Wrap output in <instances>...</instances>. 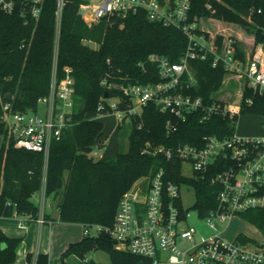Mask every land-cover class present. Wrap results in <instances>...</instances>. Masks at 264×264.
Wrapping results in <instances>:
<instances>
[{
	"label": "trees",
	"instance_id": "obj_1",
	"mask_svg": "<svg viewBox=\"0 0 264 264\" xmlns=\"http://www.w3.org/2000/svg\"><path fill=\"white\" fill-rule=\"evenodd\" d=\"M84 0H64L58 28L56 0H44L39 17H22L19 12H0V105L10 96L12 111L35 109L37 100L48 94L56 35L57 79L63 69H72V124L61 138L50 145L47 161L41 153L17 149L5 127L0 124V217L22 215L39 218V207L32 197L44 189V196L58 199L59 221L111 227L122 194L139 179L151 176L162 167L166 179L188 184L195 190L194 207L205 216L215 205V187L182 176L179 162H167L162 154L141 153L146 142L152 146L173 148L179 144L200 145L204 135L223 136L231 133V119L213 116L201 121L200 113L189 115L177 123L176 131L167 134L170 119L149 103L139 117H132L128 126L127 150H117L113 157L95 161L89 156L95 143L103 137V126L96 120L97 106L103 102L107 83L150 84L159 80L150 55L164 56L175 62L187 46L186 37L178 30L149 22L143 13L102 20L88 27L78 15ZM206 5L209 7L207 8ZM260 11V12H258ZM191 16L210 17L217 21L238 24L252 30L255 43L264 46V0H193ZM218 37V42H221ZM85 41L97 44L91 48ZM243 59V53L238 50ZM212 56L190 61L188 70L196 80L189 93L210 102L222 85L221 66L212 67ZM113 95L114 93L109 92ZM250 93L246 92L244 97ZM253 105L242 108L243 114L264 116V98H253ZM123 130L122 125L118 131ZM120 134V132H119ZM264 236V211L253 210L242 215ZM19 239L7 237L0 230V264H12ZM103 249L110 264H138L139 259L118 251L110 237L101 232L84 236L70 244L60 255L63 263L69 255L80 260L85 254ZM28 258H30L28 256ZM46 254L39 253L35 264H48ZM87 264H98L88 261Z\"/></svg>",
	"mask_w": 264,
	"mask_h": 264
},
{
	"label": "built area",
	"instance_id": "obj_2",
	"mask_svg": "<svg viewBox=\"0 0 264 264\" xmlns=\"http://www.w3.org/2000/svg\"><path fill=\"white\" fill-rule=\"evenodd\" d=\"M43 1L0 0V12H19L24 18L36 20ZM192 1L97 0L95 6L80 5L78 15L91 27L102 20L109 22L116 17L143 13L147 21L176 29L186 37V50L177 61L155 54L149 56V61L157 68L158 82L107 83L103 79L102 85L108 95L98 104L96 119L114 115L118 127L127 124L132 117H139L149 103L170 117L165 124L167 134L176 131L177 123L195 113L201 114V121L213 116L230 118V134L204 135L200 145L184 143L173 148L146 142L141 151L144 155L162 154L167 162H179L182 176L214 186L215 205L205 216H200L195 202L192 207H185L181 201V187L185 185L195 194L194 188L167 180L165 169L159 167L122 194L111 227L86 225L83 235L107 234L116 250L137 257L138 264H264L263 234L261 242L241 235L227 240L220 232L203 237L198 236L189 222L194 215L214 229L216 221L224 223L248 211H264V133L249 137L239 135L235 129L238 117L243 114L242 108L251 107L254 97L264 98V46L255 43L252 35L251 48L243 53V59L240 58L234 35L211 36L199 28L201 18L190 15ZM16 4L18 9H15ZM63 4L64 0H56L57 28ZM261 29L264 33V25ZM218 37L222 38L221 42ZM57 47L58 34L49 91L37 100L35 109L14 112L9 101L0 105V124L12 138L14 147L41 153L45 161L51 143L58 141L63 130L72 124V69L65 67L62 78L57 79ZM208 55L212 56V67L219 65L224 72L222 84L233 83L239 87V100L231 108L215 99L214 94L205 104L200 96L188 92L196 84L188 70L189 62L205 60ZM246 92L250 94L244 97ZM39 106L43 107L41 114L36 113ZM258 116L263 120L264 132V116ZM102 145L101 141L95 143L89 155L97 157ZM186 167L190 169L188 176L183 173ZM37 220L43 222L41 218ZM81 261L88 263L86 258Z\"/></svg>",
	"mask_w": 264,
	"mask_h": 264
},
{
	"label": "rangeland",
	"instance_id": "obj_3",
	"mask_svg": "<svg viewBox=\"0 0 264 264\" xmlns=\"http://www.w3.org/2000/svg\"><path fill=\"white\" fill-rule=\"evenodd\" d=\"M85 3H87L89 6H95L97 3V0H84ZM216 23V20L210 17L201 18V21L199 22V28L202 30L208 32L211 34V36L219 35V34H225V35H234V37L237 39V42L240 44V46L246 47V50L251 48V38L253 35V31L249 30L247 31L245 28L241 27L238 24L234 23H226V22H219L224 27V32L215 31V25L213 22ZM215 20V21H214ZM106 22V21H105ZM99 25V23H97ZM93 26H98V25ZM208 24L210 26H208ZM218 32V33H217ZM85 44L90 46L91 48H97V44L85 41ZM239 87L237 85H234L233 83L226 85L223 83L221 85V88L213 95V97L217 100H220L224 102L228 106V108H231L232 105L236 104L239 100L237 89ZM43 112V107L39 106L36 109V113L41 114ZM99 122H101L103 126V137L101 138V146L100 150H97V157H94L93 159L95 161L101 160L102 157H113L116 155L117 150H121L122 152H126L127 150V138L126 134H128V126L123 124L122 128L125 131H118L116 119L114 115L109 116H102L97 118ZM236 132L239 135L242 136H249V137H256L262 135L263 132V120L260 116L255 114H241L238 117L237 123L235 125ZM120 132V134H119ZM124 132L126 134L124 135ZM91 156V155H89ZM184 175L188 176L190 175V169L184 168L183 170ZM144 178L136 180L132 186L136 184H140L143 182ZM131 186V187H132ZM181 201L182 204L185 207H192V205L195 202V194L194 191L191 188H188L187 186L181 187ZM40 195V192L36 193V197L34 199L35 203L40 207V200L38 199ZM190 224H192L197 231L198 236L208 237L213 235L216 232H220L223 236V238L227 240H233L236 238V236L241 235L242 237L246 236L249 238H253L256 241L261 242L263 239L262 233L254 226L251 225L249 222L246 221V219L242 216H235L229 220H226L224 223H218L216 221L214 229L208 228L203 223H201L200 220L196 218V216L192 215L189 219ZM91 234L93 235L94 232L91 231ZM85 258L88 261H93L98 264H110V259L107 251L103 249L98 250H92L88 253H86ZM50 264H61V260L58 259L56 262L54 260H50ZM64 264H82V261L80 258L76 257L75 255H69L67 256L64 261Z\"/></svg>",
	"mask_w": 264,
	"mask_h": 264
},
{
	"label": "crops",
	"instance_id": "obj_4",
	"mask_svg": "<svg viewBox=\"0 0 264 264\" xmlns=\"http://www.w3.org/2000/svg\"><path fill=\"white\" fill-rule=\"evenodd\" d=\"M219 22L222 24V21L213 22L215 31L224 32V27ZM238 47L242 53L249 50H246V47L242 48L239 43ZM38 192H40L39 219L43 220L42 223L22 215L0 217V230L9 238L19 239L15 250V261L12 264H35V258L39 253L48 256V264L51 263L50 260L56 262L70 244L77 243L84 237L82 224L59 221L57 198H46L43 186ZM35 197L36 194L32 197L34 203Z\"/></svg>",
	"mask_w": 264,
	"mask_h": 264
},
{
	"label": "water",
	"instance_id": "obj_5",
	"mask_svg": "<svg viewBox=\"0 0 264 264\" xmlns=\"http://www.w3.org/2000/svg\"><path fill=\"white\" fill-rule=\"evenodd\" d=\"M15 9H18V4L15 5ZM107 95H108L107 92H105L104 93V98H106ZM10 100H11L10 96H7V101H10Z\"/></svg>",
	"mask_w": 264,
	"mask_h": 264
}]
</instances>
